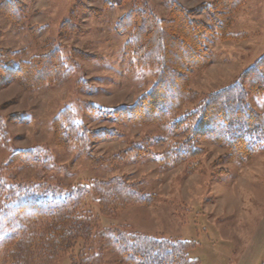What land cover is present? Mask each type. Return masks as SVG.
Returning a JSON list of instances; mask_svg holds the SVG:
<instances>
[{"label":"rangeland","instance_id":"obj_1","mask_svg":"<svg viewBox=\"0 0 264 264\" xmlns=\"http://www.w3.org/2000/svg\"><path fill=\"white\" fill-rule=\"evenodd\" d=\"M21 1L27 7L26 24L16 28L0 16V47L20 53L24 60L57 48L74 60L76 70L56 86L27 90L18 83L0 84V116L6 128L0 142V176L32 179L53 188L125 178L152 203L132 204L110 217L100 216L102 228L183 239L192 244L189 255L194 264H264V154L245 164L223 162L224 149L203 144L205 154L194 172L189 173L186 165L164 169L134 151L135 144L146 138L154 141L164 135L157 125L113 120L119 118L118 109L133 106L156 80L157 70L138 67L126 51L128 36L116 30L117 21L138 0H118L114 5H107V0ZM213 1L141 3L169 19L174 2L195 9ZM197 18L211 24L205 14ZM70 21L76 30H63ZM230 31L245 35L227 41L209 36L212 61L190 76L192 90L207 94L229 87L264 56V0L247 1ZM249 103L264 112V99L258 95L250 92ZM66 108L90 130L112 131L118 137L93 141L90 156L74 144L63 147L53 123ZM165 148L151 147L155 152ZM36 149L44 154L39 166L11 165L16 154ZM86 207L99 212L90 202ZM81 248L80 244L76 253ZM105 257V264H118L116 254L107 252ZM58 264L71 262L67 258Z\"/></svg>","mask_w":264,"mask_h":264},{"label":"trees","instance_id":"obj_2","mask_svg":"<svg viewBox=\"0 0 264 264\" xmlns=\"http://www.w3.org/2000/svg\"><path fill=\"white\" fill-rule=\"evenodd\" d=\"M117 1L107 0V5ZM247 1L214 0L195 9L174 2L166 19L138 0L117 21L116 30L128 36L125 47L134 63L157 70L152 89L133 106L118 109L121 120L113 119L157 125L164 133L154 141L146 138L135 144L139 158L154 160L164 169L186 165L192 173L205 154L203 144L224 149L223 162L245 164L264 154V112L249 103L250 92L264 99V56L229 87L207 94L190 87V76L211 64L210 35L222 41L243 39L245 34L230 30ZM26 9L21 0L0 2V16L16 28L26 24ZM202 14L210 25L197 18ZM70 24L63 30H76L73 21ZM75 70L74 60L57 48L24 60L20 53L0 47L1 85L18 83L27 90L56 86ZM4 125L0 116V142L6 137ZM53 126L63 147L74 144L87 156L93 141L110 142L118 137L112 131H92L78 123L71 108L61 111ZM162 145L166 147L162 152L151 149ZM41 156L43 152L37 149L20 152L11 165L39 166ZM14 179L0 176V264H58L67 258L71 264H105L107 252L116 254L118 264L195 263L189 255L192 244L183 239L102 228L100 216L110 217L128 205L152 203V198L141 195L125 178L58 188ZM88 202L98 206V214L86 207Z\"/></svg>","mask_w":264,"mask_h":264}]
</instances>
